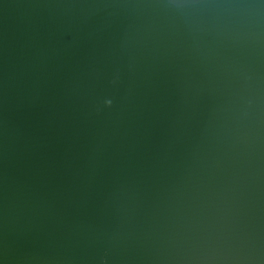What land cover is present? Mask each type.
<instances>
[{
    "label": "water",
    "instance_id": "water-1",
    "mask_svg": "<svg viewBox=\"0 0 264 264\" xmlns=\"http://www.w3.org/2000/svg\"><path fill=\"white\" fill-rule=\"evenodd\" d=\"M0 264H264V0H0Z\"/></svg>",
    "mask_w": 264,
    "mask_h": 264
}]
</instances>
